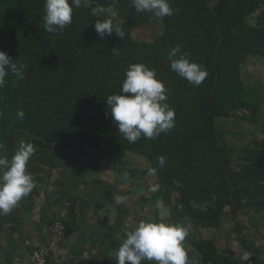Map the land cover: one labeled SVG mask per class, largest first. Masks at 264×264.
Segmentation results:
<instances>
[{
    "label": "trees",
    "instance_id": "16d2710c",
    "mask_svg": "<svg viewBox=\"0 0 264 264\" xmlns=\"http://www.w3.org/2000/svg\"><path fill=\"white\" fill-rule=\"evenodd\" d=\"M172 1L173 15L161 20L166 34L186 30V35L178 42L164 40L160 46L157 41H132L133 28L159 18L137 13L128 0L116 4L125 32L122 40L115 35L116 28L113 35L101 39L94 27L97 14L83 5L74 8L72 23L62 33L53 34L43 27L45 0H0V50L26 65L22 80L9 73L0 87L3 155L11 158L18 148L17 132L34 147L77 161L92 151L109 155L117 166L131 153L143 159L146 168L138 172L150 182L152 199L170 204L172 194L178 193L190 209L195 205L205 209L196 215L202 221H216L224 213L233 215L252 200L264 205L256 200L258 185L264 184V125H258L264 99L239 85L235 74L247 55L264 53V10L255 25L246 21L248 14L264 7V0H183L184 5ZM100 6V0H93L92 7ZM177 44L190 61L208 72L199 115L175 118L167 134L154 139L141 136L129 143L112 121L106 97L119 93L126 70L136 62L135 53L152 56L148 63H156L162 72L170 66L168 53ZM155 50L164 51L161 58L147 54ZM160 78L171 92L168 84L175 79L170 75ZM21 111L22 117L18 115ZM242 112L260 127L261 138L249 147L229 145L228 131L215 124L217 117ZM235 149L240 152L236 156ZM158 156L166 157L163 167ZM235 161L239 163L236 167ZM154 185L160 190L150 191Z\"/></svg>",
    "mask_w": 264,
    "mask_h": 264
},
{
    "label": "crops",
    "instance_id": "0c3cea01",
    "mask_svg": "<svg viewBox=\"0 0 264 264\" xmlns=\"http://www.w3.org/2000/svg\"><path fill=\"white\" fill-rule=\"evenodd\" d=\"M30 168L36 185L32 193L12 212L0 215V264H29L35 249L51 245L55 220L66 224L67 234L50 248L49 264H116L114 251L125 232L141 220L159 219L157 209L127 207L126 195L122 205H116L113 196L105 199L106 194L96 191L99 182L92 183L96 179H77L76 172L63 169ZM169 212L168 222L190 225L183 242L190 262L245 264L240 256L247 251L251 257L246 264H264V205H248L216 221L188 214L176 220V213Z\"/></svg>",
    "mask_w": 264,
    "mask_h": 264
},
{
    "label": "clouds",
    "instance_id": "9594fccd",
    "mask_svg": "<svg viewBox=\"0 0 264 264\" xmlns=\"http://www.w3.org/2000/svg\"><path fill=\"white\" fill-rule=\"evenodd\" d=\"M82 5L91 8L93 15L97 14L98 9L92 7L93 0H45V14L42 16L44 29L48 33H62L72 23L74 8ZM132 6L137 13L147 12L160 20L174 13L169 0H132ZM94 27L101 39L113 35L111 19L97 20ZM115 35L122 40L125 32L116 28ZM187 56V53L181 52V45L177 44L168 53L170 68L190 84L199 86L208 72L203 65L190 61ZM17 60L0 50V87L5 85L9 73L17 80L24 78L26 65ZM167 93L164 82L157 78L154 68L144 63L129 65L119 93L109 95L105 101L118 132L129 143H135L141 136L157 138L161 133L167 134L174 126L175 110L167 103ZM18 115L22 117L23 112ZM4 151L5 146L0 143V215L12 212L36 186L33 174L27 170V164L35 153L34 145L21 140L11 158L3 155ZM157 162L163 167L166 157L158 156ZM150 171L154 173L155 169ZM159 190V185L150 188L152 192ZM112 199L116 205L126 201V197L119 194L113 195ZM157 205L158 220H141L133 229L125 232L120 247L114 251L116 264H195L189 261L183 247L190 225L168 222L169 210L162 201H157ZM250 257L251 253L244 251L240 260L246 264Z\"/></svg>",
    "mask_w": 264,
    "mask_h": 264
},
{
    "label": "rangeland",
    "instance_id": "374dc122",
    "mask_svg": "<svg viewBox=\"0 0 264 264\" xmlns=\"http://www.w3.org/2000/svg\"><path fill=\"white\" fill-rule=\"evenodd\" d=\"M100 1L101 6L98 9V18H96V20H100L103 17V20L111 19L113 28H121L123 22L122 19L117 17L119 15V8L118 5H116L117 0ZM128 2H132V0H128ZM178 3L184 5L183 0H178ZM170 5H173V1L170 2ZM211 6L215 7L216 5L211 3ZM263 10L264 7L260 6L257 7L255 11L248 14L246 17L247 23L255 25V22L259 19ZM130 35L132 41L135 43L140 44L146 42L153 44L157 41L158 45L162 46L164 40H174V42L180 41L183 39L184 35H186V30L166 34L164 23L160 19H156V21H150L147 24L133 28L130 31ZM193 48H197L196 44H194ZM163 50L159 53H156V50L155 52L150 51L147 54L157 56V59L160 55L164 54ZM135 55L138 57L136 62L133 63H144L150 68H154L157 72V78L159 80H162L160 78L162 75H170L175 79V82L168 84L171 92L167 93H176L168 96L167 99V103L175 110V118L196 117L199 115V103H201V99L204 100V95H206V90L202 85L203 82L199 86H194L186 79L178 76L171 70L170 66H166L162 72H158L159 66L156 63H148V61L152 59V56L145 57L144 54L139 56L138 53H135ZM235 74H237L239 85L246 88L250 93L253 92L260 94V97L264 99V53L258 52L247 55L244 60L238 63ZM235 74H233V76H235ZM180 92L181 94H178ZM215 124L218 128L228 131L226 141L229 145L233 144V146L249 147V145H252V141L254 139L261 138L260 127H256V124L251 122L250 115L248 116L245 112L236 113L235 116L230 117H217L215 118ZM258 125H264V103L263 109L258 118ZM16 139L17 146H19V142L21 140L27 141L26 137L20 132H17ZM239 153L238 149H235L233 155L236 156ZM234 160L235 158H233V161ZM238 164L239 163H236V161L234 162L235 167ZM32 165L33 167H37L42 170L57 168L63 169L65 173H73L74 171L76 172L75 178L77 179H96L92 183L95 184V182H99L97 185L95 184L97 189L96 191L106 194L105 199H110L116 194L122 196L126 195L128 199L127 207L129 208L137 207L147 211L151 209L158 210L157 201L159 200L152 199L149 195L150 182L143 178L138 172L139 169L145 166L143 159H139L138 156L131 153H128L125 158H121L120 163L117 166H114L115 164L111 161L109 155L107 154H95L90 151L80 161H77L73 156L64 155L60 152L51 153L44 148L35 147V153L27 164V170L29 172L32 169L30 168ZM258 187L259 189L257 194H260V197L256 200H259L262 203V201L264 202V184H259ZM253 201L254 200L249 201L248 205L257 206L258 204ZM163 205L167 209L173 210L176 213V220H183L188 215H192L197 220L201 221V219H198L196 215H201L205 211L204 208H198L196 205L193 209H190L188 205L184 204L179 199L178 193L172 194V203L165 204L163 202ZM193 212L196 213L194 214ZM226 214L228 213H224L222 215ZM228 216H231V214Z\"/></svg>",
    "mask_w": 264,
    "mask_h": 264
},
{
    "label": "built area",
    "instance_id": "2783aa9c",
    "mask_svg": "<svg viewBox=\"0 0 264 264\" xmlns=\"http://www.w3.org/2000/svg\"><path fill=\"white\" fill-rule=\"evenodd\" d=\"M50 232L52 236L51 245L49 247H40L35 249L29 257V264H49L48 257L50 248L53 245H57L63 241L67 234V226L61 220H55L50 226Z\"/></svg>",
    "mask_w": 264,
    "mask_h": 264
}]
</instances>
